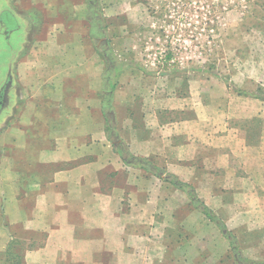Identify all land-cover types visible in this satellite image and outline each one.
<instances>
[{"label": "crops", "instance_id": "0c3cea01", "mask_svg": "<svg viewBox=\"0 0 264 264\" xmlns=\"http://www.w3.org/2000/svg\"><path fill=\"white\" fill-rule=\"evenodd\" d=\"M137 1L99 0L102 20L113 19L102 27L87 0H0V255L18 240L24 264H225L227 239L166 173L212 211L264 214V119L261 131L237 128L178 90L154 103L144 97L138 112L143 85L128 87L124 69L120 83L134 99L122 116L113 104L114 133L123 129L130 154L163 174L110 150L101 98L108 63L84 42L113 47L106 32L125 29L126 19L114 21ZM211 232L223 251L205 239Z\"/></svg>", "mask_w": 264, "mask_h": 264}, {"label": "rangeland", "instance_id": "374dc122", "mask_svg": "<svg viewBox=\"0 0 264 264\" xmlns=\"http://www.w3.org/2000/svg\"><path fill=\"white\" fill-rule=\"evenodd\" d=\"M136 3L131 14L114 21L121 25L126 19L125 29L106 32V37L112 36L113 47L104 43H99V47L87 46L86 40L84 42L87 54H98L100 59L106 60L105 51L109 49L112 51V55H108L110 59L115 57L129 64L125 68L132 71L127 78L128 87L131 81H140L143 85L136 86L135 90V97L143 98L134 101L133 94H129L132 91L128 90L125 95L126 86L120 83L125 70L119 73L114 91L119 115L125 113L124 105L132 96L139 112L144 97L154 103L158 96L178 90L181 101L192 98L193 102L201 101L210 106L207 112L212 119H227L237 128L247 130L253 126L261 131L264 119V0H139ZM102 9L100 4L101 13ZM108 21L101 20L102 27L107 26ZM101 33H105L103 29ZM87 36L88 28H85V39ZM102 67L106 73L107 64ZM86 81L84 79V83ZM252 93L261 98L251 96ZM103 95L104 89L101 98ZM188 112L187 117L195 116L194 110ZM123 132L121 129L119 134L108 136L110 150L114 148L118 153L117 150L123 148ZM133 162L137 165V161ZM219 208V205L213 206L219 217L228 215L226 224L238 234L245 257L264 263V214H237L235 207H226L227 214ZM213 229H217L216 226ZM252 231L259 232L251 236ZM205 239L210 240L217 251L226 247L224 240L213 232ZM227 248L231 253L228 241ZM231 260L233 258H224L223 262L231 264Z\"/></svg>", "mask_w": 264, "mask_h": 264}, {"label": "trees", "instance_id": "16d2710c", "mask_svg": "<svg viewBox=\"0 0 264 264\" xmlns=\"http://www.w3.org/2000/svg\"><path fill=\"white\" fill-rule=\"evenodd\" d=\"M87 3L91 10V16L94 20L100 18L99 22L102 20L101 11H100V2L99 0H87ZM106 60L108 63V70L104 79V95H103V114L107 124V132L111 136L115 130L113 127L114 119V91L116 88V79L126 67L127 63L120 62L115 59V57H108L112 55V51L109 49L105 51ZM251 96L255 98H261L257 93H252ZM118 134V133H117ZM118 153L121 155L125 164H135L133 161L141 164L143 167L147 168L148 171L154 173L157 176L163 174L162 170L157 168L152 162L147 159L135 158L130 154L127 147L123 145V148H119ZM133 160V161H132ZM166 181L174 184L175 186L184 189L189 198L192 200L193 205L196 209L200 210L211 222L215 223L219 228L221 234L227 239L230 244L231 254L227 259L233 258L237 264H264L258 263L254 260H251L245 257L244 252L241 249L240 241L235 232H232L225 222L218 218L214 212L206 206L198 197L196 190L189 184L180 182L175 177L168 176ZM26 248L18 240H13L9 246V249L5 254L0 255V264H24Z\"/></svg>", "mask_w": 264, "mask_h": 264}]
</instances>
